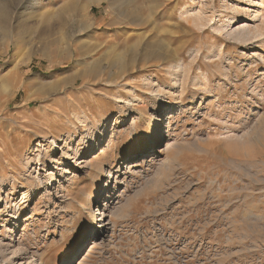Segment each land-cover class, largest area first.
Here are the masks:
<instances>
[{"label":"rangeland","instance_id":"1","mask_svg":"<svg viewBox=\"0 0 264 264\" xmlns=\"http://www.w3.org/2000/svg\"><path fill=\"white\" fill-rule=\"evenodd\" d=\"M40 1L13 18L17 41L0 40V264H264V37L244 44L224 26L249 8L252 19L230 28L264 26L255 17L264 0L88 4L101 26L91 61L107 66L112 47L130 55L144 44L169 52L168 63L138 68L118 87L58 89L77 64L63 61L72 30L55 13L66 20L78 3ZM192 9L203 10L201 25ZM182 60L185 77L169 75ZM11 74L27 88L6 98ZM68 136L60 147L72 158L53 155V141ZM135 155L142 160L128 168ZM111 171L116 202L101 209L110 224L94 243L88 213Z\"/></svg>","mask_w":264,"mask_h":264},{"label":"bare ground","instance_id":"2","mask_svg":"<svg viewBox=\"0 0 264 264\" xmlns=\"http://www.w3.org/2000/svg\"><path fill=\"white\" fill-rule=\"evenodd\" d=\"M105 1L108 2V0H77V2H76V3H78L77 6L75 7V4L73 5V12L69 13V16H67L66 20H65V17H64V19L62 18L65 14H67L66 12H63L64 10L60 9L58 13H55L56 17L58 15V17L60 16V18L62 19V21L60 20V23L62 25L60 28H62L63 25L65 28L67 25H69L70 29L72 30L71 38L64 39V41L66 43L67 50L70 52V54H69V56H66V58L63 61H65L66 63L73 61L75 64H77V67H76V69L74 68L75 73H73L69 78H65V79L60 80V81L56 80V82H59V83H56V85L53 84V86H55L54 88L58 89L60 87H66L67 85L64 86L65 83L73 82V81L76 82V84L81 81L82 87L90 86V85H97L99 83L106 84V85L111 86V87H118L122 82L121 80L126 79L129 74H132L138 68H142L143 66L149 65L150 63H152L153 65H156L157 67L162 66L163 63H165V64L168 63L165 61H167V59L169 58V52L164 53V52L160 51L159 53H155V48H151V47L148 48L149 47L148 44H147L148 47L144 46V44H142V41L143 40L145 41L146 36H143L144 33H142V32H141L142 34L137 36L140 40H142V41H140L141 42L140 45L142 44V48L140 46L139 47L133 46L130 50V55H125L124 50H120L119 52H117L115 49L113 50V47H112L111 54L114 57L112 58V60L109 61V64H107V66H106V64L104 65L103 63H101L99 61L96 62L97 60L94 61L95 60L94 58H93L94 60L91 61V58H92L91 54L96 51L98 46H100L99 45L100 43H97L98 44V46H97V44L94 41L95 39H98V38H96L97 33L95 30H98V27H101V26L99 24L97 25L96 22H94L93 18L90 17V14L88 12H86V6L88 4H94V5L99 6ZM248 2H249L250 6L254 5V0H248ZM108 3H110V2H108ZM39 4L41 5L40 0H0V40H7V39L14 38L15 41H17L19 33L14 34L13 18L17 15V12L19 9H23L22 12H25V14L29 15L31 10L36 9L39 6ZM263 5H264L263 3L259 4V6H258L259 9L256 10L255 17L259 18L261 20V23H263V25H264V13L260 11L261 9L262 10L264 9ZM70 7H72V6H70ZM108 7H110V6H108ZM125 7H127V6H125ZM112 9H114V8H112ZM121 10H122V8H121ZM77 11H79V12H77ZM125 11H126V8H125ZM128 11H130V10H128ZM189 12L190 13H189L188 19L190 18L194 25L198 26V25H201L203 23L205 16H204L202 9L200 11L197 9H192ZM250 12H251V8H249L248 11H246L244 13L242 19H239V17H237L236 15L231 16V17H227L226 23L224 25L225 28H228L226 31V35L229 37H233V39H237L238 41H240L244 44H247L253 40L262 39L264 37V26H262L260 24H257L253 27L249 24H244V25L236 26V28H230L233 25H235V23H237L239 20L246 21V22L250 21L252 19ZM71 17H73V18L71 19ZM103 25H104V23H103ZM221 29H223V28H221ZM126 45H128V43H126ZM103 48H101V49H103ZM174 52H176V51H174ZM64 54H66V52H64ZM107 54H109V52H107ZM93 57H94V55H93ZM61 58L63 59V57H61ZM176 62L177 63H169L168 64L167 72L171 73V74H169V73L168 74L172 75V76H176V75H180L182 73V75H180V76H184L183 73L185 74V66H184L183 60L180 62H178V61H176ZM110 69H115L116 71L112 72ZM161 69L163 70L162 67H161ZM14 75L15 74H11L10 76L7 75V76L3 77V80H2L3 84L2 85L5 86V88H3V89L6 92V94H5L7 96L6 98H10L13 95L17 96L21 90H26V88H27L25 83H23L22 81L19 82L18 80L14 79ZM177 78L179 80V77H177ZM151 79H152V77H151ZM16 81L18 84L16 83ZM9 82H13V85L12 86L10 85V87H8V84H10ZM176 82H177V79H176ZM160 85H161V82H160ZM53 86H52V88H53ZM133 90H134V88H133ZM153 91H151V92H153ZM156 93L159 95V93H161V89L158 88ZM6 98H5V100H8ZM28 99H29V96L27 97V100ZM116 99H117L116 102L122 101L118 96L116 97ZM5 100H3V101H5ZM127 104L129 105L130 102L127 101ZM174 110H175V107L172 104L169 107L165 108V111L160 116L164 117L163 118V120H164L165 115L169 114L168 119L166 120V121H169V119L174 114L173 113ZM160 112H162V110H160L159 113ZM74 116H76V115L74 114ZM12 136H13V134H12ZM256 138H257V136H256ZM68 139H70V136H68V138L65 140L58 139L60 142L59 144L56 141H53L52 149H54V150H52V154L53 155L59 154L62 150H64V146L63 147H60V146L64 142L68 141ZM100 142L98 143L99 145L102 144V143L100 144ZM76 150H79V148H77ZM64 152H65V150H64ZM149 153H150V149L138 152L139 156L144 155V157L146 155H148ZM64 154H65L66 158H72V155H73V154L71 155L69 151L65 152ZM135 157H136V155L133 156L131 159L127 160L126 166L128 168H132L136 164ZM54 158H55L54 156H52L50 158V160H49L50 163H52V164L57 163L58 164V161L55 160ZM140 160H142V159H137L136 161H140ZM79 163L82 164V163H84V161L79 162ZM54 166L55 165H52V167H54ZM0 168H2V167H0ZM114 178H116V177H114V172L111 171L109 173V177L105 183L106 186L103 187L102 191L99 192L98 196H97L96 207H98V209H97L98 211L96 212L95 207H94L88 213V218L90 220H93L92 231H91L92 233L90 236L92 237V239H94V243H98V241L101 238V234L104 232V230H106L108 228V224H110L108 222L109 220L107 221L106 218L101 215V212H102V210H105L107 207L112 206L116 202L114 200L115 197H113V188H112L113 187L112 182H113ZM14 251H16V250H14ZM28 264H37V263H35V260H32Z\"/></svg>","mask_w":264,"mask_h":264}]
</instances>
